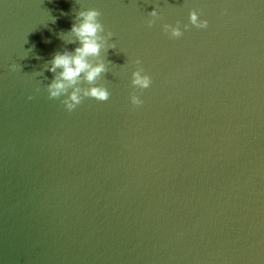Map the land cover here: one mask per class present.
<instances>
[{
    "label": "water",
    "instance_id": "water-1",
    "mask_svg": "<svg viewBox=\"0 0 264 264\" xmlns=\"http://www.w3.org/2000/svg\"><path fill=\"white\" fill-rule=\"evenodd\" d=\"M84 8L110 96L69 112L47 64ZM0 264H264V0H0Z\"/></svg>",
    "mask_w": 264,
    "mask_h": 264
},
{
    "label": "clouds",
    "instance_id": "clouds-1",
    "mask_svg": "<svg viewBox=\"0 0 264 264\" xmlns=\"http://www.w3.org/2000/svg\"><path fill=\"white\" fill-rule=\"evenodd\" d=\"M156 17V8L149 13ZM101 12L96 8H84L76 13L75 21L67 31L73 39L66 41L74 43V50L65 48L53 54L51 61L47 64V70L53 74L51 81L47 84V92L50 99H61L67 111L71 112L82 103L84 98H95L98 101H107L110 92L103 84L97 81L102 78V74L108 71L105 60L101 58L102 49L115 48L114 44H109V38L113 33L108 30L105 33V26L99 19ZM54 22V21H53ZM190 25L204 29L208 26L206 19H201L196 10L189 13ZM149 26L155 21L149 20ZM163 31L169 34L170 38H178L183 35L180 22L176 25L163 24ZM189 24L184 25L188 29ZM137 65L141 64L139 59L135 60ZM17 65H10L12 71ZM132 85L138 89H147L151 86L152 78L145 72L143 67H139L132 72ZM29 99H32L30 96ZM133 105L139 106L143 101L138 95L133 93L130 96Z\"/></svg>",
    "mask_w": 264,
    "mask_h": 264
}]
</instances>
